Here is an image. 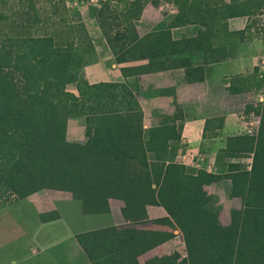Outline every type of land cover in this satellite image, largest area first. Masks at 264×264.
Instances as JSON below:
<instances>
[{
  "label": "trees",
  "instance_id": "1",
  "mask_svg": "<svg viewBox=\"0 0 264 264\" xmlns=\"http://www.w3.org/2000/svg\"><path fill=\"white\" fill-rule=\"evenodd\" d=\"M96 1L98 6L88 9L89 17L99 27L114 62L145 61L121 66L124 78L183 68L188 81H200L205 67L231 57L238 43L264 37L258 29L249 33L255 19L243 29H228L223 0H172L176 13L169 22L141 36L133 25L137 10L123 6L117 12L109 0ZM157 1L133 0L132 4L140 8L146 2L155 6ZM184 25L189 26L188 32L172 39L170 29ZM68 34L0 29V207L44 186L54 133L68 119L78 118L85 125L83 149L115 156L131 154L143 167L160 166L148 204L160 206L165 215L149 219L144 214L143 182L134 195L132 191L126 195L124 208L132 225L152 222L169 227L168 231H148L108 225L76 232L73 237L89 264H138L139 255L173 238V229L180 233L184 255L172 251L151 256L144 264H264V82L256 131L225 138L214 159L220 170L164 163L168 141L180 136L182 117L174 115L171 123L142 128L132 112L136 108L133 98L128 99L125 111H117L118 93L111 83H88L77 75L81 51ZM227 90L247 92L252 83L234 74ZM212 121L221 127L220 117L205 120L203 129ZM244 157H250L249 169L240 161H230ZM114 175H122L120 169ZM222 179L228 180V197L239 198L240 208L229 221L228 233L213 237L209 223L215 213L205 207L204 186ZM79 199L83 213L108 210L103 197L80 194ZM58 217L56 210L38 214L41 222Z\"/></svg>",
  "mask_w": 264,
  "mask_h": 264
},
{
  "label": "crops",
  "instance_id": "2",
  "mask_svg": "<svg viewBox=\"0 0 264 264\" xmlns=\"http://www.w3.org/2000/svg\"><path fill=\"white\" fill-rule=\"evenodd\" d=\"M223 2L226 4V0H223ZM150 6L151 4L149 3V7L148 5L142 7L136 19L135 30L139 36L146 32L163 28L176 13V5L172 3L168 5L165 13L157 12V9H160L161 6H158L157 9H153ZM233 18L235 19L232 22L234 30L242 29L248 20L246 15ZM188 30V25L172 27L170 29V37L179 39ZM86 32L90 39V47L88 50L81 51L82 62L76 71L77 75L82 76L88 83H111L118 93L114 104L117 111H125L128 99L133 98L136 102V108L132 112L135 114V121L139 122L142 128L171 123L174 115L182 117L180 136L176 140L168 141L163 153V162H178L192 168H202L210 172L216 171L218 167L214 162L216 151L224 146L227 136L240 134L242 127H244L237 116L240 106L235 105L233 99L249 92L254 94L252 96L253 99L258 102L261 101L260 97L263 88L256 90L253 87L254 78L261 77V75L246 76L245 74H250V69L246 67L245 61L256 53L254 51L256 47L260 46V50L263 49L264 52V46L261 45L262 40L253 41L254 38H251L252 41H250L251 39H246L238 43L235 53L231 57L218 63H211L205 67L202 80L188 81L183 68L164 69L124 78L119 70L121 66H133L145 61L115 63L106 41L94 20L87 23ZM251 65V73H253L252 71L254 73L255 71L259 72L262 69V66L257 65V63L253 62ZM234 74L241 75L246 78V81L250 80L252 90L229 93L227 90L229 78ZM245 107L246 105L243 106V109ZM244 114H253L254 118L257 117L256 112L251 110L245 111ZM220 117L222 118L220 128H216V121H212L207 130L203 129L205 120ZM178 119L176 118L174 121L176 122ZM84 140L85 125L78 118L68 119L64 127L57 128L53 137L44 186L21 199L31 197L39 206L38 214L49 210H56L59 214L57 219L46 222L40 221L41 224L59 221L62 218V213L56 205L52 204V201L55 197L60 199L62 197H59L60 194L58 193L54 194L55 188L48 189V184L56 178L55 163L67 164L70 157L73 156L74 161L91 173L89 191L86 190L81 193L91 196H105L108 207L106 212L86 214L81 211L82 215H108L110 220H112L108 225H139L128 223L124 201L129 191H132L133 194V191L139 187V184L144 179L146 167L138 163L135 155L115 156L112 153L83 149L82 143ZM238 159L240 158H236V160L230 159V161H238ZM114 169H120L122 175L115 177ZM59 174H61V171H58ZM129 180L131 181L129 182ZM223 181L227 182L226 179H222L208 185H217ZM208 185L204 186V189ZM75 200L78 201L77 199ZM15 201L1 206L0 209ZM79 205L81 207L80 202ZM145 209L144 214L149 219L165 215L164 210L156 205H147ZM158 209H161L164 213L159 212ZM149 213H154V215L150 217ZM86 224V222L83 223L78 231H69L65 237L56 235L52 243L44 245L42 252H46V254L42 264H66L67 262L68 264H89L85 256H82L84 254L73 237L76 232L98 228L90 227V225L86 226ZM156 225L155 228L151 229L132 228L148 231H167L160 228L162 225ZM177 234L180 235L179 232ZM168 241H172V238L139 255L137 257L138 264H140L141 258H143L144 264V261L151 256H160L172 252V250L161 251ZM66 246L73 253L71 257L70 253H67L68 250L65 251ZM32 252L35 251L33 250ZM67 255H69L68 258ZM81 257L84 258V261H81ZM28 259H31V257L22 256L21 263Z\"/></svg>",
  "mask_w": 264,
  "mask_h": 264
},
{
  "label": "rangeland",
  "instance_id": "3",
  "mask_svg": "<svg viewBox=\"0 0 264 264\" xmlns=\"http://www.w3.org/2000/svg\"><path fill=\"white\" fill-rule=\"evenodd\" d=\"M132 1L109 0L108 2L116 5L117 12H121L123 6L133 7L138 13L142 7L147 5L149 7V3L146 2L142 7L135 8ZM170 3L174 4L172 0H158L157 6L151 5L152 7H150L157 9L158 6H161L160 9H157V12L165 13ZM98 4L99 1L95 0H0V29H7L8 31L17 29L19 31H27L30 34L57 33L60 34L59 36L69 33L67 36H71L75 49L79 51L88 50L90 39L87 36L86 26L88 22H93L94 20L89 17L88 9L98 6ZM235 12H240L243 15L234 16ZM226 14H228L226 18L228 29L234 30L232 22L235 19L233 17L246 15L248 20L243 28L251 19H255L256 24L253 23L248 28L249 33H254L257 29L259 32L264 33V0H226L224 15ZM136 24L137 21L134 20V28ZM258 39L262 40L261 45L264 46V37H254L253 41H258ZM259 47H256L254 50L256 53L245 61L246 67L250 69V74H245L246 76L261 75V77L254 78L253 87L256 90L263 88L264 82V52ZM260 51L262 52L259 53ZM253 62L262 66L261 71H255L256 74L254 71H252L254 74L251 73V64ZM68 89L75 93L71 86H68ZM252 96L254 94L247 92V94L236 96L233 99V103L240 106L237 116L244 126L241 133L246 131V124L243 122H246L247 118L251 117V121L253 119L258 120V116L254 118L253 114H244L245 111L256 112L260 108V101H256ZM260 99H262V94ZM245 105L246 107L243 109ZM80 121L82 122L81 119ZM238 161L246 165L248 157L240 158ZM218 170H220V165H218L216 171ZM58 171H61V174L58 175ZM114 172L115 169L113 170ZM159 174L160 166L158 164L150 165L145 169L144 179L141 181L144 183L142 187L143 200H141L144 208L147 205H152L148 204V198ZM55 175L56 178L48 184V189L55 188L54 194L58 193L60 194L59 197H62V199L55 197L52 201V204L56 205L62 213V218L59 221L41 224L38 218L39 206L31 197L15 201L0 209V264H42L46 254V252H42V248L44 245L52 243L56 235L65 237L71 230H80L81 225L85 222L87 223L86 226L90 225V227L104 226L112 222L108 215H82L79 197L80 194L86 195L81 193L82 191H89L91 173L74 161L73 156L70 157L67 164L55 163ZM205 192V207L215 213L209 223L211 235L213 237L224 236L228 233L230 219L236 215L240 208V200L237 197H228V180L217 185H208L205 188ZM140 194H142V191H140ZM158 210L164 213L161 209ZM149 215L152 217L154 213H149ZM123 226L151 229L157 225L152 222H145L136 226L126 224ZM160 228L169 230V227L165 225L160 226ZM172 232L173 234L175 233V237L172 238V241H168L169 243L167 242V245L161 251L174 250L178 256H182L184 255V245L181 236L177 234L176 229H173ZM33 250L35 252H32ZM66 250H68L67 253H70L71 257L72 251L67 246ZM25 255L31 257V259L21 263V257ZM68 257L69 255H67ZM81 261H84L83 257H81ZM140 264H143V258L140 259Z\"/></svg>",
  "mask_w": 264,
  "mask_h": 264
},
{
  "label": "built area",
  "instance_id": "4",
  "mask_svg": "<svg viewBox=\"0 0 264 264\" xmlns=\"http://www.w3.org/2000/svg\"><path fill=\"white\" fill-rule=\"evenodd\" d=\"M96 1V0H95ZM246 124V133L245 134H254L256 131V127H257V123L258 120H252L251 121V117L247 118L246 122H244ZM250 167V157H248V161L247 164L245 165V168L249 169Z\"/></svg>",
  "mask_w": 264,
  "mask_h": 264
}]
</instances>
